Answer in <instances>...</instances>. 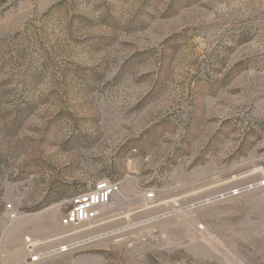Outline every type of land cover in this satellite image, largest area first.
I'll return each instance as SVG.
<instances>
[{"label": "rangeland", "instance_id": "1", "mask_svg": "<svg viewBox=\"0 0 264 264\" xmlns=\"http://www.w3.org/2000/svg\"><path fill=\"white\" fill-rule=\"evenodd\" d=\"M0 264H264V0H0Z\"/></svg>", "mask_w": 264, "mask_h": 264}, {"label": "built area", "instance_id": "2", "mask_svg": "<svg viewBox=\"0 0 264 264\" xmlns=\"http://www.w3.org/2000/svg\"><path fill=\"white\" fill-rule=\"evenodd\" d=\"M146 201L155 198L154 192L144 190L142 193ZM122 188L119 182L110 179L97 181L93 188L74 196L61 220L64 226L95 225L106 213V209L122 196ZM184 210V206L178 200H173L168 204L164 215L179 214ZM79 241L65 243L58 246L53 251L63 253L79 245ZM40 256H32L33 260H38Z\"/></svg>", "mask_w": 264, "mask_h": 264}, {"label": "bare ground", "instance_id": "3", "mask_svg": "<svg viewBox=\"0 0 264 264\" xmlns=\"http://www.w3.org/2000/svg\"><path fill=\"white\" fill-rule=\"evenodd\" d=\"M124 195H122L120 198H123Z\"/></svg>", "mask_w": 264, "mask_h": 264}]
</instances>
